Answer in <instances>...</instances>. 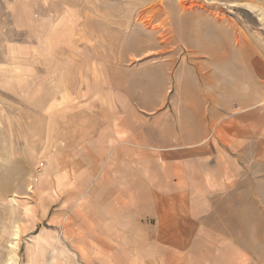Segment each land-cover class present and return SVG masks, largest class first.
<instances>
[{
  "label": "rangeland",
  "instance_id": "rangeland-1",
  "mask_svg": "<svg viewBox=\"0 0 264 264\" xmlns=\"http://www.w3.org/2000/svg\"><path fill=\"white\" fill-rule=\"evenodd\" d=\"M261 100L264 0H0V264H264Z\"/></svg>",
  "mask_w": 264,
  "mask_h": 264
},
{
  "label": "bare ground",
  "instance_id": "bare-ground-1",
  "mask_svg": "<svg viewBox=\"0 0 264 264\" xmlns=\"http://www.w3.org/2000/svg\"><path fill=\"white\" fill-rule=\"evenodd\" d=\"M135 4H133V6H134ZM120 6V5H119ZM124 6V5H123ZM132 6V7H133ZM132 7L130 6V8L132 9ZM129 10L127 13H126V11H124L126 14H123V15H125L124 17H123V20L120 22V23H114V25H116V26H118V28H115V27H113V28H115L118 32V34H119V32H123V33H125L124 35H126L127 36V38H128V35L130 34V32H131V28H132V25L134 24L135 26H138V25H141V27H142V29L145 31H149V29H150V25H149V23L148 22H146V21H141L139 18H138V15H139V12L138 11H136L135 10V8L134 9H132V10ZM136 9H138V8H136ZM141 9V8H140ZM96 13H99V11H100V7H95L94 9H93ZM128 10V9H127ZM134 11H135V13H134ZM122 12V11H121ZM123 12V13H124ZM96 13H95V15H96ZM115 13V12H114ZM113 12H112V14L113 15H115ZM120 13V12H119ZM111 14V15H112ZM121 14V13H120ZM110 15V16H111ZM141 15V14H140ZM161 15V14H160ZM117 17V16H116ZM119 17V16H118ZM99 18V17H98ZM174 18V17H173ZM102 20V19H101ZM115 21V20H114ZM151 21V20H150ZM167 21V20H166ZM101 22V21H100ZM99 21H98V23L99 24H97V25H102L101 23H100ZM105 24V23H104ZM109 25V24H108ZM104 26V25H103ZM105 27V26H104ZM109 27V26H108ZM140 27V26H139ZM164 27H165V25H164ZM163 27V28H164ZM101 28V27H100ZM112 28V27H111ZM110 27H109V29H110V31L111 30H113V29H111ZM155 28V27H154ZM95 30H96V28H94ZM93 29V30H94ZM106 29H108V28H106ZM109 29H108V31H109ZM115 29H114V31H115ZM165 29L167 30V28L165 27ZM171 32H174L173 31V28L171 27ZM175 29V28H174ZM105 30V29H104ZM107 31V33H109ZM154 31V30H153ZM163 31V30H162ZM170 31V30H169ZM121 33H120V35L119 36H121ZM132 37L130 38V39H128L127 40V38L124 36V38H126V41H127V44H126V46L128 47V48H130L131 50H132V52H133V54H131L132 55V57L133 56H135L136 58H138V56H144V54L145 53H143V51H141V49H137L136 48V40H137V37H140V36H138L137 35V33H136V31H132ZM140 33V32H139ZM138 33V34H139ZM169 33V32H168ZM98 34V33H97ZM111 35H113V33H110ZM114 34H115V32H114ZM151 34H152V32H151ZM169 35V34H168ZM117 37H118V35H116ZM174 37H175V35H174ZM116 38V37H115ZM119 38V37H118ZM120 39V38H119ZM119 41V40H118ZM140 41V40H139ZM179 41V40H178ZM114 43V42H113ZM114 45V44H113ZM184 45V44H183ZM182 45V46H183ZM138 46V45H137ZM185 47V46H184ZM143 50H145L144 48H143ZM148 52V54H149V51H147ZM146 52V53H147ZM192 52V51H191ZM190 52V53H191ZM155 53V52H154ZM153 53V54H154ZM131 55H130V58H132L131 57ZM150 55H151V53H150ZM154 55H156V54H154ZM149 57V56H148ZM217 57H219V56H217ZM129 58V59H130ZM221 58H223V57H221ZM224 59V58H223ZM223 59L221 60L222 62H223ZM218 60V59H217ZM130 61H133V58L132 59H130ZM216 61V60H215ZM218 63H220V61L218 62Z\"/></svg>",
  "mask_w": 264,
  "mask_h": 264
},
{
  "label": "crops",
  "instance_id": "crops-1",
  "mask_svg": "<svg viewBox=\"0 0 264 264\" xmlns=\"http://www.w3.org/2000/svg\"><path fill=\"white\" fill-rule=\"evenodd\" d=\"M259 105H261V106H264V101H260L259 103H258ZM222 110V109H221ZM220 111V110H219ZM224 111V110H223ZM258 160H261V159H264V142L263 141H261L260 143H259V148H258V153L256 154V156H255ZM119 161H117V159H116V157H111V160L108 162H106V166L104 167V171L102 172V174H101V176H100V180H98V184L99 185H96V186H94V188L93 189H99L100 188V186H102V179L104 178V177H106V174L108 175V170L109 169H112V166L113 165H115V164H117ZM203 171L200 169V166H199V194H200V187H201V185L203 184V182L202 181H204L203 179H204V177H203ZM209 179V181H211V177H207V180ZM202 180V181H201ZM223 184H225L224 182H223ZM109 223V222H108Z\"/></svg>",
  "mask_w": 264,
  "mask_h": 264
}]
</instances>
